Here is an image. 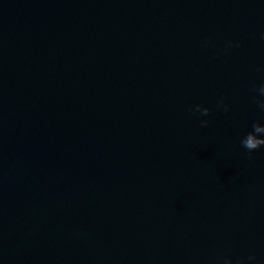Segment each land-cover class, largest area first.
I'll list each match as a JSON object with an SVG mask.
<instances>
[{"label":"water","instance_id":"95a60500","mask_svg":"<svg viewBox=\"0 0 264 264\" xmlns=\"http://www.w3.org/2000/svg\"><path fill=\"white\" fill-rule=\"evenodd\" d=\"M261 84L264 0H0V264H264Z\"/></svg>","mask_w":264,"mask_h":264},{"label":"clouds","instance_id":"9594fccd","mask_svg":"<svg viewBox=\"0 0 264 264\" xmlns=\"http://www.w3.org/2000/svg\"><path fill=\"white\" fill-rule=\"evenodd\" d=\"M210 40L205 41V46L210 44ZM241 45L237 43H233L231 41L227 42L225 46V51L232 47H240ZM253 93H258V95H254L252 97V103L257 105V107L264 111V84H261L259 88L253 87L251 89ZM217 108L222 109L224 112H228L229 105L225 102V98H221L217 101ZM188 111L192 114L199 113L201 116H208L211 112V109L204 107L203 105H195L194 107H190ZM202 127H207L209 121L201 120L200 121ZM241 146L247 150L250 155L252 152L264 148V123L254 122L251 126V131H248L240 141ZM211 264H256V256L254 254H249L246 258L240 257L233 260L229 256L223 257H213L211 260Z\"/></svg>","mask_w":264,"mask_h":264}]
</instances>
